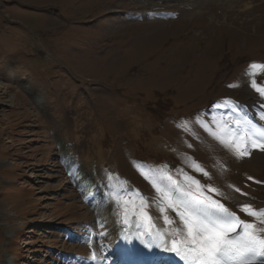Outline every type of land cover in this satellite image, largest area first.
<instances>
[{
  "label": "rangeland",
  "instance_id": "rangeland-1",
  "mask_svg": "<svg viewBox=\"0 0 264 264\" xmlns=\"http://www.w3.org/2000/svg\"><path fill=\"white\" fill-rule=\"evenodd\" d=\"M253 62L264 0H0V264H182L133 238L170 247L182 227L142 174L162 165L253 222L239 206L264 208V151L237 158L201 126H264ZM141 197L151 220L129 203L125 225Z\"/></svg>",
  "mask_w": 264,
  "mask_h": 264
},
{
  "label": "snow or ice",
  "instance_id": "snow-or-ice-1",
  "mask_svg": "<svg viewBox=\"0 0 264 264\" xmlns=\"http://www.w3.org/2000/svg\"><path fill=\"white\" fill-rule=\"evenodd\" d=\"M250 68L264 70V64L253 62ZM252 75L254 76L255 73L253 72ZM250 86L261 98H264V83L252 79ZM260 107L264 109V103ZM227 119L231 120L233 117L229 115ZM261 119L264 120V116ZM197 123L200 121L198 120ZM234 123L235 129H230L226 120L221 127L213 118L211 124L205 122L201 126L221 144L231 148L237 158L250 155L249 145L253 149L264 151V126L252 123L246 116L235 118ZM212 124H216L218 130H213ZM188 166L204 176L208 175L195 160H192ZM164 167L162 165L157 169H148L142 174L151 182L163 205L160 211L163 213L166 208L173 210L179 217L182 227L173 228L169 233L170 247L164 234L159 231L153 232L152 226L133 237L134 239L140 240L146 250L174 254L182 264H256V262L264 264V208L256 209L249 204L240 205V212L252 217L253 222L241 219L237 212L230 210L219 199L208 194L222 195L217 188L204 185L187 173H183V182L178 181L171 175L163 173ZM247 179L251 181L253 177L249 176ZM235 191L241 192V189L235 188ZM134 195L139 194L134 193ZM140 201L139 206L135 201H125L122 205L125 225L130 222L129 203L132 205L133 214L144 220H151L146 210L147 202L142 197ZM164 220L166 224L174 223L166 215ZM124 239H128V236L125 235Z\"/></svg>",
  "mask_w": 264,
  "mask_h": 264
},
{
  "label": "bare ground",
  "instance_id": "bare-ground-1",
  "mask_svg": "<svg viewBox=\"0 0 264 264\" xmlns=\"http://www.w3.org/2000/svg\"><path fill=\"white\" fill-rule=\"evenodd\" d=\"M248 159V158H247Z\"/></svg>",
  "mask_w": 264,
  "mask_h": 264
}]
</instances>
